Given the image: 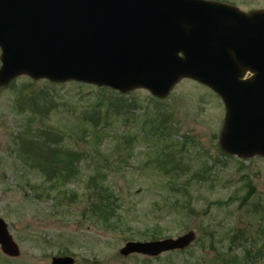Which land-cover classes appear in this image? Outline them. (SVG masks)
<instances>
[{
	"label": "rangeland",
	"instance_id": "obj_1",
	"mask_svg": "<svg viewBox=\"0 0 264 264\" xmlns=\"http://www.w3.org/2000/svg\"><path fill=\"white\" fill-rule=\"evenodd\" d=\"M213 1L245 12L264 9V0ZM101 88L107 87L26 74L0 86V216L19 247L13 257L0 249V264H51L53 256L64 255H71L73 264H221L218 252L238 258L228 264H264V157H239L222 150L221 98L186 77L161 98L144 88L125 92ZM116 99L126 102V109L133 108L134 121L125 125L129 114L106 109ZM87 113L94 116L93 124L84 119ZM146 113L152 123L171 125L169 143L155 138L157 143L152 144L155 140L143 130ZM50 130V146L80 153V173L62 186L66 196L33 189L44 182L45 173L32 159L19 155L33 138L34 150L45 145L42 152L47 153L49 142L42 135ZM93 132L100 135L95 143ZM56 134H62L61 142L54 139ZM124 135L130 138L129 145ZM116 142L118 152L127 155L112 153ZM166 144L173 153L168 157L177 162L171 167L168 160L160 168L152 158L158 155L154 148ZM94 174L109 190L105 200L112 215L106 222L88 210L86 182ZM249 187L250 197L241 202ZM183 205L194 212L185 213ZM189 230L196 239L182 250L153 257L120 252L127 241L176 238ZM235 233L239 236L232 242Z\"/></svg>",
	"mask_w": 264,
	"mask_h": 264
},
{
	"label": "water",
	"instance_id": "obj_2",
	"mask_svg": "<svg viewBox=\"0 0 264 264\" xmlns=\"http://www.w3.org/2000/svg\"><path fill=\"white\" fill-rule=\"evenodd\" d=\"M0 86L20 74L165 97L180 78L213 90L225 107L224 152L264 156V9L213 0H0ZM176 237L127 241L123 255L182 250ZM0 249L19 253L0 217ZM71 255L51 264H73Z\"/></svg>",
	"mask_w": 264,
	"mask_h": 264
},
{
	"label": "trees",
	"instance_id": "obj_3",
	"mask_svg": "<svg viewBox=\"0 0 264 264\" xmlns=\"http://www.w3.org/2000/svg\"><path fill=\"white\" fill-rule=\"evenodd\" d=\"M101 89H107V88H101ZM113 91V90H110ZM122 95V94H121ZM101 98V97H99ZM101 101V99L99 100ZM98 101V102H99ZM124 102L121 99H116L115 101L112 102V104H110L108 106V108H106L107 110L114 108V110L120 111V112H125L126 115H130L129 118L124 119V124L127 125L128 122L134 121V118L136 119V116L134 113H131V109H126L127 103ZM34 108V107H33ZM34 110V109H31ZM123 112V113H124ZM97 116L96 119H102V117L100 116V112H96L95 114ZM108 115V112L106 113V116ZM104 116L103 120H107V117ZM146 116H148V119H146V124H144L143 126V130L146 131L147 135L148 133L151 135L148 138L149 139H154V143H157V140L155 138H158V140H162L164 139V141L166 143H169L171 141V139H169L170 134L168 132H170V127L171 125L167 124L164 121H161L159 123H152V119H150L149 115L146 113ZM94 117V116H93ZM93 117H91L90 113L85 114L84 119L88 120L93 124V121L95 119H93ZM134 117V118H133ZM168 116L164 117V120H167ZM96 126V125H94ZM88 129V128H86ZM90 130H86L85 133H89ZM45 132V130H44ZM52 131H47L46 133H44L42 136H44L47 140L46 144L49 141H53L50 136H53V132ZM158 136V137H156ZM62 134H56L54 136V139L58 140V142L62 141ZM93 138L92 140H95V142H97V140L100 138L99 132L94 133L93 132ZM123 138L125 139L124 142L126 145H129V143L131 142L130 138L128 137V139L126 138V136L124 135ZM132 138V136H131ZM34 140V138H33ZM32 141H30L29 139L27 140V143L25 145L22 146V148L26 147V151L25 152H21L19 153V155L25 157V160H30L32 159L33 163L43 172L44 174V182H42L41 184H43L44 186H42L41 184L37 183V185H32L31 187L33 189H39L40 191L44 192H48V191H56L54 192V195H58L57 197L60 196H66V191L62 188L63 183H65V181H67L68 179L71 178H76L78 176L79 172V168H78V161L77 158L80 155V153L78 151H76V149H66V147H53L50 146V142L49 145L47 146V153H43L42 150L44 148V146H38V150H34L35 147L31 144ZM38 141V140H35ZM117 147H115V149L112 150V153L115 154H119L121 156H123L124 154H126L125 151H123V153L121 151L118 152V149H120V142H116ZM41 144V142L39 143ZM155 146V145H154ZM125 146H123L124 148ZM170 144H166V147L161 148L158 150V148H154V150L158 151V155L155 154L153 155V161L160 163L159 165H161L160 168H164V166L167 164H169L170 161V165L171 167L174 166V164H176L177 160H175L173 157L172 159H170L168 157V155L170 154ZM42 148V149H41ZM169 151V152H168ZM172 153V152H171ZM44 155L45 158H42L41 156H37V155ZM173 154V153H172ZM41 157V158H40ZM160 158V160H156L157 158ZM156 158V159H154ZM169 160V161H168ZM181 168V167H179ZM83 181H86L83 180ZM47 186H46V185ZM61 185V186H60ZM86 186L88 188V202L90 205V211H93V214L95 216H97L100 221L106 222L108 220V218L112 215L109 214V211H112V208L110 205H108L106 197L109 194V190L107 188V186L105 185V183L98 179V174H94L88 177V181L86 182ZM252 188L249 187L248 192L241 197V202H245L251 195ZM105 197V198H103ZM178 201V200H177ZM190 202V201H187ZM185 202V203H187ZM184 203V202H183ZM182 204V203H181ZM181 204L175 203V205L180 206ZM255 206H257V204H255ZM183 210L185 213H187L188 211H190V213H193L194 211L191 210V207H188L186 205H183ZM114 213V212H113ZM114 215V214H113ZM188 215V214H186ZM191 215V214H190ZM239 234L235 233L232 238L231 241L234 242V239H236V237H238ZM247 251H250L249 249ZM217 255L219 256L218 258H216L218 261L221 262V264H228V262L231 263V261L235 262L238 258L237 257H228L225 254L223 255L222 253L218 252ZM246 255L248 256L249 253L247 252Z\"/></svg>",
	"mask_w": 264,
	"mask_h": 264
},
{
	"label": "flooded vegetation",
	"instance_id": "obj_4",
	"mask_svg": "<svg viewBox=\"0 0 264 264\" xmlns=\"http://www.w3.org/2000/svg\"><path fill=\"white\" fill-rule=\"evenodd\" d=\"M1 217V216H0ZM2 218V217H1ZM6 255V254H5ZM7 256H9V255H7ZM10 257H13V256H10Z\"/></svg>",
	"mask_w": 264,
	"mask_h": 264
}]
</instances>
